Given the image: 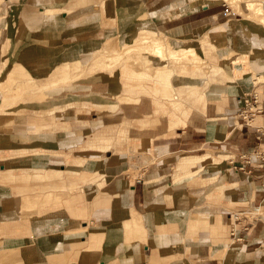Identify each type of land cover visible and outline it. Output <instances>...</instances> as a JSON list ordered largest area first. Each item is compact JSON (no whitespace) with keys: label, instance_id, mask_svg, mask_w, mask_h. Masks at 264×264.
<instances>
[{"label":"crops","instance_id":"1","mask_svg":"<svg viewBox=\"0 0 264 264\" xmlns=\"http://www.w3.org/2000/svg\"><path fill=\"white\" fill-rule=\"evenodd\" d=\"M41 1L47 3L53 0ZM101 1L106 3L108 0ZM124 1L129 8L135 2L141 1V12L145 7L150 19L155 23V29L152 30L173 40L219 41L227 39L225 38L228 37L227 34L234 31L232 25L234 18L229 16L231 13L229 4L224 1ZM97 5L99 8L90 13L100 15L102 7L108 11L107 5L94 6ZM41 9L45 12L39 16L41 19L48 15H51V18L59 15L55 12L49 13L43 7ZM13 11L0 14L3 23L5 19L11 17ZM262 15L260 23L264 24V13ZM43 21L45 25L48 24L46 19ZM49 24L59 29L58 22L56 25L53 21ZM61 30L52 37L42 34L32 37L29 41H34V44L24 49L19 48L21 50L17 52L18 56H22L23 50H29L35 55L32 59L39 58L42 62V59L46 60L43 64L33 63L32 59L29 62L31 69L37 68L38 71V76H32L34 80L52 74L50 82L40 83L42 87L48 82L53 84L59 80L60 61L58 54L54 52L60 47L59 36L63 38L58 34L62 33ZM193 30H201L205 38L203 40L185 38L190 37ZM63 33L69 36L67 32ZM89 40H79V43ZM65 42L67 45L72 43L68 40ZM258 44L254 43L252 49L254 58L251 65L258 68L257 77H262L264 45ZM44 50H50L51 54L43 55ZM250 50L244 52L243 57L247 55V59ZM206 56L210 59L208 63L206 62L209 66L207 73L202 67L183 68L180 63L167 69H175L171 82L173 76L186 77L182 84L177 86L172 83V89L167 91L146 93L149 97L152 96L146 122L155 123V120L159 119L156 125L148 126L146 129L148 139L146 146L150 162L137 178L120 175L116 179V185L120 186L116 188L117 196L114 198L113 206L99 210L90 223L87 220L83 221L85 224L82 225L80 237L86 244L81 255H78L80 260L73 264H85L89 260L87 238L91 242H97L99 239L104 241L103 254L108 258L99 263L94 261V264H264V84L262 88L252 85L250 81L253 79L250 75L236 77V81L228 80L229 83H214L213 79L223 78L228 74L222 65L223 60L214 51ZM214 65L223 70L210 77L211 67ZM56 66L58 67L55 73L53 68ZM244 68L241 66L237 69L249 71L248 67L247 70ZM25 77L24 79H28ZM202 77H206V80L196 79ZM51 86H47L50 93H46L44 97L52 95V100L57 96V101L50 103V106H34L32 109L49 111L47 114L51 116L50 121L31 120V114L24 111L22 114L13 115L16 122L12 126H10L12 123H7L6 127L3 126L4 122L0 124V172L8 171L6 177L27 181L28 177L40 179L44 176H55L57 167L62 166L64 162L61 155L69 152L75 145V139L81 135L85 136L84 141L79 143L84 146L82 148L84 155L79 156L83 160L105 152L110 153L109 161L112 162L114 158L116 160L122 158L121 156L129 151V145L133 146L132 143L128 144L127 137L122 138L126 134L120 132L119 135L116 131L114 135L111 132L112 127L120 129L122 113L120 115L116 110L114 121L107 113H95L91 117L90 110L77 109L75 102L79 100L74 98H67V105L63 107L66 101H58L59 93L56 91L59 86L50 89ZM123 93L129 97L126 92ZM155 95L159 99L156 100ZM174 100L183 102L179 104ZM92 103L100 104L96 101ZM117 105L118 102L109 104L112 109ZM19 108L21 111V108L30 107ZM244 109H249L252 113L247 121L242 118ZM10 114L11 111L0 114V119L6 121L5 118L7 115L10 118ZM81 129L88 131V134L85 135ZM133 130L134 128H131V131ZM92 151L95 152L94 156H91ZM36 162H39L38 166L31 164ZM30 165H34L35 170H31V167H28ZM79 170L70 168L69 172L64 173L63 179L65 183L68 182V186L78 185L79 179L74 175ZM82 171L91 173L95 170L85 168ZM83 176H85L83 179L89 177ZM85 183L89 184L90 180H86ZM103 185L104 180H101L87 186V190L90 195H94ZM84 190L86 191L85 188ZM11 200H8V215L0 219L1 227L12 222L18 225L16 220L19 219V215L10 213ZM234 210H256L257 214L250 233L243 228L237 230V234L242 237L241 240L234 238L231 233L233 225L231 227L229 220ZM53 220L58 221V224L72 225V219L64 217L61 220L53 213L30 219L35 238L27 241L31 247L24 251L29 252L25 260L32 261L29 263L24 261V264H42L43 257L50 258L49 263L57 264L56 259L68 253L53 248L46 250L47 245L63 249V239L43 235L48 230L46 226L49 221ZM49 225L52 230L54 225L51 223ZM128 225L132 226L131 230L126 228ZM140 225L144 227L146 234L138 236L136 233L135 236L133 226ZM4 241L10 242L11 238L5 237ZM55 241L57 243L53 244ZM71 243L74 244L75 240ZM3 249L6 250L5 247Z\"/></svg>","mask_w":264,"mask_h":264},{"label":"rangeland","instance_id":"2","mask_svg":"<svg viewBox=\"0 0 264 264\" xmlns=\"http://www.w3.org/2000/svg\"><path fill=\"white\" fill-rule=\"evenodd\" d=\"M218 1L229 4L231 11L229 16L234 18V22L231 21L234 31L228 33V37H225L227 39L224 40L211 39L208 41L206 39L199 42L195 40L179 41L166 37L165 40H162L160 37L164 36L152 30V28L155 29V23L150 19V14L146 8L143 7V11L136 15L132 13L131 8L124 0H108L106 3L101 0H53L47 3H43L41 0H0V14H8L10 10H14L11 17L5 19V23L0 18V114L11 111L10 118L7 115L6 121L0 119V124L4 122L3 126L6 127L7 123H12L10 124L12 126L16 122L13 115L16 113L22 114L24 111L31 114V120L50 121L51 116L49 117V114H47L49 111L42 109L33 111L32 109L35 108L34 106H50V103L57 101V96L52 100V95L49 96L48 94L49 97H44L46 93H50L47 86L54 85L50 89L59 86L56 92L59 93L58 101H66L63 103V107L67 105V98H74L79 100L75 102L77 109L90 110L91 117L95 113H107L114 121L116 110L120 115L122 113L123 119L120 129L112 127L111 132L114 135L116 131L119 135L120 132L126 134L122 138L127 137L129 139L128 144L132 143L133 145L132 147L129 145V151L122 155L119 160L114 158V161L110 162V153L102 152L99 154L96 152L97 155L94 156L95 152L93 151L91 156L94 157L83 160L79 156L84 155L82 152L84 146L79 143L84 141L85 136L81 135L75 139V145L67 152L68 155L66 152L61 155L64 157V162L62 166L57 167L58 171L55 176H44L40 179L26 177L27 181H22L18 178L6 177L8 171L0 172V219L4 215H8L9 199H12L10 213L19 215V219L16 220L18 225L13 224L14 222L7 223L3 227L0 225V264H24V261L28 263L32 261L25 260L29 252L24 251L31 247L27 241L35 238L30 219L49 213L59 216L61 220L64 217L72 219V225H69L70 223L68 225L58 224L56 220L49 221L48 226H46L49 231L43 233L44 237L63 239L64 243L63 249H55L47 245L46 250L53 248L56 251L68 252L65 256L56 259L57 264H73L80 260L78 255H81L86 244H84L83 238L80 237L82 225L85 224L83 221L87 220L90 223L99 210L109 209L113 206L114 198L117 196L116 188L120 186V184L116 185V179L120 175L137 178L150 162L148 147L146 146L148 140L146 129L148 126L156 125L159 119H156L155 123L146 122V119H148V106L152 100V96L149 97L146 93L167 91L170 88L172 89L173 84H177V86L182 84L186 78L173 76L171 82V76L175 69H167L168 67L178 66L180 63L184 67L187 62L189 68H193L194 64L192 63H197L195 67H202L204 68L203 71L207 73L209 66L206 62L210 59L206 55H210V52L214 51L223 60L222 65L226 68L228 74L223 78L213 79L214 83H229L228 80L236 81V77L250 75L253 79L250 81L252 85L262 88L264 77H257L258 68L251 65V60L254 58V54L252 55L254 43L264 45V24H261L262 14L264 13V0ZM95 4L107 5L108 11H105V8L102 7L100 15L90 13L99 8L98 5L94 6ZM132 5L140 7L139 2ZM42 7L49 13L55 12L59 15L52 18L51 15H48L44 18L48 22L45 25L44 19L39 17L45 13L41 9ZM65 18L67 19L65 20ZM51 21L55 25L58 22V30L55 26H50ZM65 22L67 23L65 24ZM64 24L65 26L62 28ZM74 29L78 31H74ZM59 30L62 31L58 34L63 37V40L72 42H68L71 44L67 45L59 36L60 47L55 50L54 54H58L60 61L58 65L60 66L53 68L55 72L58 67L60 71L59 80L50 84L52 74L34 80L32 76H38V71L37 68H35L36 70L31 69L29 62L35 55L29 50H23L21 52L22 56H18L17 52L34 44V41H29L32 37L41 34L52 37ZM64 31L69 36H66L63 33ZM189 36L185 38L199 40L205 38L201 30H193ZM79 40H89V42L80 44ZM223 41L224 43H222ZM160 45L162 48L165 46L161 51L163 52L161 55V52L156 48ZM188 47L194 50L192 51ZM249 50L251 53L246 59L247 55L244 57L243 55L244 52H249ZM46 54H51V51L44 50L43 55ZM235 58H238L239 61L236 64L233 63ZM42 60L43 62L39 58H34L32 62L45 63L46 60ZM241 66L248 67L249 71L243 72L240 70L239 72L238 69H234ZM47 68L50 69L49 66ZM160 68L162 69L160 70ZM38 69L41 73L40 67ZM131 72L141 75L139 78L131 77ZM234 74L236 77H234ZM24 77L28 79H24ZM196 79L206 80V77ZM47 81L49 82L42 87L40 83ZM121 86H123V91L129 97L121 91ZM35 92L38 94H34ZM140 93L142 94L138 99H135ZM154 97L156 100L159 99L157 95ZM84 99L100 102V104H94L92 101H82ZM174 101L179 104L183 102L182 100ZM113 102H118L115 109L109 106ZM20 106L26 108L29 106L30 108H21L20 111ZM62 109V106H60V110ZM131 128H134V130L131 131ZM81 131H84L85 135L88 134L86 130L81 129ZM31 164L38 166L39 162ZM34 165L28 167L35 170ZM70 168L80 169L74 175L76 179H79L77 180V186H68V182L65 183L63 179L64 173L69 172ZM85 168L95 171L84 173L82 169ZM83 175L89 176L87 177L90 180L89 184L85 183L88 179H83L85 177ZM101 180H104V185L99 192L90 195L87 186L96 184ZM233 212L238 211L234 210ZM240 212L247 214L253 220L257 218L256 210ZM50 223L54 225L52 230ZM229 223H231V227L234 225V216L231 217ZM237 225L240 227L241 224L237 223ZM133 227L135 236H137L136 233H138V236L146 234V230L142 225ZM126 228L131 230L132 226L128 225ZM5 237L11 238V241H4ZM87 239V249L90 252L88 253L89 260L85 264L107 260L108 256L103 254L104 241L99 239L97 242H91L89 238ZM72 240H75L74 244L71 243ZM50 260V258L43 257L42 264H51L49 263Z\"/></svg>","mask_w":264,"mask_h":264},{"label":"built area","instance_id":"3","mask_svg":"<svg viewBox=\"0 0 264 264\" xmlns=\"http://www.w3.org/2000/svg\"><path fill=\"white\" fill-rule=\"evenodd\" d=\"M251 111H249V109H244V111L242 112V118L247 121L248 118H250L251 115ZM235 217V223L233 225L232 228V235L234 238H236L237 240H241L242 237H240L237 234V230L239 228H243L246 232L250 233L251 230L253 229L255 223L254 220L252 218H250L247 214L242 213L240 211L238 212H233L230 214V217ZM240 221V222H239ZM237 223H240V227H238Z\"/></svg>","mask_w":264,"mask_h":264},{"label":"bare ground","instance_id":"4","mask_svg":"<svg viewBox=\"0 0 264 264\" xmlns=\"http://www.w3.org/2000/svg\"><path fill=\"white\" fill-rule=\"evenodd\" d=\"M139 3L142 5V2H141V1H140ZM130 8H131L132 12H134L135 14L140 13L141 10H142L141 7L138 8V7H135V6H133V5H130ZM215 34H216V33H214V35H215ZM150 37H151V36H150ZM150 37H148V38L150 39ZM170 37H171V36H170ZM144 38H145V37H144ZM146 38H147V37H146ZM160 38H161L162 40H165V37H160ZM160 38H159V39H160ZM156 39H158V38H156ZM147 41H148V40H147ZM151 41H152V40H151ZM154 41H155V40H154ZM157 43H158V42H157ZM192 43H193V42H192ZM163 45H165V44H163ZM164 47H165V46H164ZM164 47H163V48H164ZM153 48H154V47H153ZM156 48H157V50H158L159 52L163 51V50H162L163 48L161 47V45L158 46V47H156ZM158 48H159V49H158ZM188 48H189V47H188ZM188 48H187V49H188ZM189 49H191L192 51L194 50V49H192V48H189ZM164 50H165V49H164ZM185 50H186V49H185ZM167 51H168V50H167ZM153 52H154V51H153ZM162 53H163V52H161L160 55H161ZM156 54H157V53H156ZM200 62H201V61H200ZM207 62H208V61H207ZM236 62H238V59H237V60L234 59L233 63H236ZM187 64H188V63L186 62L184 67H189ZM192 64H194L192 67H195V64H197V63H192ZM184 67H183V68H184ZM158 69H159V68H158ZM158 69H157V70H158ZM161 69H162V68H160V70H161ZM234 69L236 70L237 68H234ZM157 70H156V71H157ZM222 70H223V68H221V67H219V66H216V65L212 66V67H211V71H210V77H211V76H214V75H216V74H218V73H220V72H222ZM244 70H247V68L245 67ZM156 71H155V72H156ZM241 71H242V70H241ZM239 72H240V69H239ZM131 73H132V72H131ZM129 74H130V73H129ZM140 75H141V74H140ZM140 75H139V73H137V75L134 74V73H132L130 76H131V77L133 76V77H137V78H139ZM142 75H143V74H142ZM151 75H152V74H151ZM172 75H173V74H172ZM263 76H264V75H263ZM171 77H172V76H171ZM234 77H236L235 74H234ZM140 78L142 79L143 77H140ZM128 91H129V89H128ZM180 93H182V92H180Z\"/></svg>","mask_w":264,"mask_h":264}]
</instances>
